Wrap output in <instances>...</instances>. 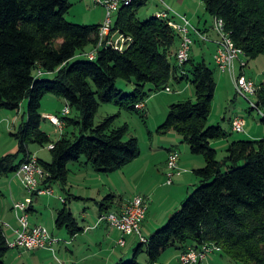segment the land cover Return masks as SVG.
I'll return each instance as SVG.
<instances>
[{
    "label": "trees",
    "instance_id": "trees-1",
    "mask_svg": "<svg viewBox=\"0 0 264 264\" xmlns=\"http://www.w3.org/2000/svg\"><path fill=\"white\" fill-rule=\"evenodd\" d=\"M200 1L213 21H222L224 32L242 50L246 66L236 63L235 75L245 77L242 72L249 63L264 56V0ZM146 4L147 0H134L119 8L111 33L118 32L130 40L117 50L107 46L105 39L100 40L101 24L86 26L66 21L70 7L67 0H0V111H18L28 100L25 120L17 133H11L18 149L0 157V175L15 172L31 157L30 145L54 146L48 149L50 162L37 159L48 174L46 187L65 183L68 165L81 159L96 172H117L139 156L138 140L124 139L128 126H115L120 112L144 117L145 107L137 110V104L145 106L152 94H168L167 88L187 83L193 88L194 98L169 105L158 132L176 133L192 155L203 158L204 166L194 170L200 186L162 229L144 238L145 242L138 238L132 259L120 264H140L138 259L143 254L148 264H155L170 248L180 252L179 264L183 253L190 249L204 252L205 248L213 251L197 264L214 255L229 258L233 264H264V136L260 140L230 139L226 156L221 161L216 159L213 142L246 134V129L243 133L233 132L231 125L229 130L219 124L207 125L216 90V68L221 71L216 64V68H210L203 58L192 57L198 40L207 42L193 26L200 36L191 34L189 58L179 65V34L155 14L139 20ZM91 52L93 59L88 58ZM221 73L230 77L228 72ZM245 78L257 87L252 96L256 107L251 110L264 114V84ZM119 80L132 87L130 94L117 89ZM47 95L69 107L70 113L59 119L65 131L71 126L77 131L64 132L55 142L41 130L42 99ZM102 104L116 106L118 113L96 123ZM56 223L76 229L72 215L64 209L58 213ZM10 249L0 227V264H5Z\"/></svg>",
    "mask_w": 264,
    "mask_h": 264
},
{
    "label": "crops",
    "instance_id": "crops-1",
    "mask_svg": "<svg viewBox=\"0 0 264 264\" xmlns=\"http://www.w3.org/2000/svg\"><path fill=\"white\" fill-rule=\"evenodd\" d=\"M177 1L180 5L177 7H179L180 10L165 3L178 14L186 16L197 31L206 35L209 27L205 16L203 15L201 18L198 14H195L197 16L190 18V12L194 11V9L189 6V9L183 10L182 4H184V1ZM155 7V13L164 9L158 2L155 3ZM196 17L198 18V23L194 25L192 19ZM215 40L216 39L211 41L212 45L208 50L212 51V63L216 68L213 59L216 50ZM250 63L246 69L249 68ZM246 69L242 73L245 77L251 78L246 74ZM215 74L217 75L215 78L216 85L224 83L223 87L227 90V95H229V86L233 87L232 80L228 75L219 72L217 68ZM176 87V90H174L173 86L170 87L171 93L166 94L169 97L166 103L160 98V95L163 93L152 94L145 103L143 111L146 122L143 123V129L149 140L146 154L150 155V158L145 162H140L139 158L141 155H139L132 163L126 165L121 170L109 174L96 172L84 159L79 160V162L70 163L68 165L66 182L62 184L59 183L61 184V188L56 191V186L54 185L58 183H50L53 194L33 197L27 209L28 220L31 225L45 227L44 223H46V221H44V213L48 214L50 221H53V225L48 221L45 227L53 239L57 240L52 244V250L40 249L35 251H24L12 249V253L15 252V254L12 255L11 253L10 255L13 259L12 257H7V260H13L14 263L21 261L22 264H120L122 261L121 258H123L125 254L120 255L117 252L118 249H125L128 240H137V242H139L138 236H123L107 222L99 221L101 215L108 213L119 214L125 205L129 204L134 197L142 196L146 200L147 211L145 218L141 222L140 233L143 238L148 239L151 235L160 230V228L180 210L181 207H177V205H182L186 200L185 197L190 193L192 185L198 182L194 170L202 168L204 166V160L201 156H195L190 153L189 147L183 142L181 136L174 132H168L167 134L158 132V127L166 117L168 106L176 101L179 102L184 99L192 98L191 93H186L189 84L182 83ZM179 96H181L180 99L178 98ZM170 97H176L178 99L172 100ZM23 105L24 103H22L20 109L16 111V115L14 113L0 111V122L2 124L5 123L4 119H11V122L7 120L9 122L7 128H10V130L3 128L2 131L9 132L12 128L15 129L16 125H19V121L24 119L25 107H23ZM64 106L65 104L63 107ZM156 106L160 107L157 119L155 114ZM61 115H57L56 117L59 118ZM237 115L238 114H235L227 120L223 117L222 120L227 123L228 130L230 129L231 119ZM42 117L43 121L47 120V116H44L43 113ZM56 130L58 129L56 128ZM59 134L62 133L59 131ZM251 139L254 138L251 137ZM227 140L224 142H226L228 146L231 140H228V142ZM8 143L9 142H6V144ZM157 143L161 144V146H156ZM11 144L10 151H7L9 148L2 147L3 150L0 152V157L6 156L7 154H14L17 151L18 146L13 142ZM218 144L225 146V143ZM171 151L178 152L179 167L182 173L180 176L174 178L171 185H167L165 178L166 162L168 154ZM30 152L32 156L34 155L37 159H40L38 150ZM145 164L146 166H144ZM124 171L127 173V181L120 182L119 179L125 177ZM0 178L4 179L2 185L7 187L11 204L15 203L16 200L21 201L25 196L27 198V194L21 188L20 182L16 179L14 172L2 174ZM59 198L63 201L59 200ZM102 203L105 205L100 207ZM61 204H63L64 207H60ZM87 204H90V207H85ZM43 207L50 208L44 210ZM63 209L72 215L75 223L73 226L77 230H69L66 226L56 223L58 213ZM11 210L10 207V211ZM8 223L6 229H3L1 225L0 227L9 243L15 239L16 230L19 228V223L16 217L14 218L12 216L11 212ZM121 238L125 241L124 246H119L118 244ZM179 254V251L174 254L173 259L175 260H173L172 257L165 258L162 264H176L175 261L179 264L177 261ZM126 255L128 254L126 253ZM160 262L161 261L155 264H160ZM220 262L218 256L214 255L203 264H218ZM145 263H147V260H145Z\"/></svg>",
    "mask_w": 264,
    "mask_h": 264
},
{
    "label": "rangeland",
    "instance_id": "rangeland-1",
    "mask_svg": "<svg viewBox=\"0 0 264 264\" xmlns=\"http://www.w3.org/2000/svg\"><path fill=\"white\" fill-rule=\"evenodd\" d=\"M162 1L163 0H147L146 6H144L139 12V20L148 19V18L154 16L155 9H156V7H155L156 2H158L161 7H164V9H169L171 14H174L177 12L174 11L172 8H170L166 3L170 4L171 6H174L175 9L180 10L179 7H177V6H180L179 2L177 0H165V1H163L164 3ZM183 1H184V4H182L183 10L189 9V6L194 9V11L190 12V15H189L190 18L197 16L195 14H198V16L201 18L204 15L205 19L207 20V25L209 27V30L206 32V35H205V37L207 38V42L204 43V42H201L200 40H198V43H196L195 47H193V51L191 52V55H192V57H195V58H197V57L200 59L203 58L205 60L206 64L208 65V67L214 68L215 66L212 63V53H211L212 51L208 50L209 47H211V45H212L211 41L216 39V32L214 30V21L209 17V15L207 13H205L204 5L200 0H183ZM67 2L70 4V7H69V10L65 16L66 21H68L70 23H74V24H78V25H86V26L99 25V24L102 25L104 23V21H105V10L103 8L95 5L92 2V0H67ZM192 22L194 25H197L198 18L196 17V18L192 19ZM246 71H247L246 74H248V76H250L255 81V83L257 85L264 84V56H261L257 60L252 61L250 63L249 68L246 69ZM214 77L216 78L217 75L215 74ZM176 86H177L176 84L173 85L174 90L177 89ZM223 86H224V83H221L220 85L219 84L216 85V90H215L214 98L212 101L211 114L208 118L207 125L208 126H211V125L216 126L217 124H219L227 130L228 125H227V123H225V121L223 122V120H222L223 117L227 120L229 117H231L235 114H238L239 116L243 117L246 121V126H245L246 134H233L232 136H230L228 138L229 140L233 139V140L247 141V140H251V137L256 139V140H260L261 138H263V136H264V124L261 122V120H262L261 115L256 110H251V108H250L251 106H250L249 102L246 99H244L243 97L237 95L232 86H229L230 87L229 88V91H230L229 95H227V90ZM116 87H117V89L124 90L125 93H128V94L131 93V86L128 85L123 80H119L117 82ZM186 93L187 94L191 93L192 98L194 97V94H193L194 91H193V88L191 85H189V88L187 89ZM160 98L162 99L163 102L166 103L169 97L166 94H161ZM178 98L180 99L181 96H179ZM178 98L170 97V99H172V100H177ZM187 98H189V97H187ZM250 100L254 101V98L250 97ZM176 102H178V101H176ZM176 102H174V103H176ZM23 103H24L23 107H25V110L27 111L28 100H25ZM63 105H64L63 102L61 100H59L58 98L53 97L51 95H47L42 99L41 113H43L44 116L61 115V111L64 108ZM159 109H160V107L156 106V109H155L156 119L158 118V110ZM25 110H24V115L26 112ZM1 111L7 112V113H14L15 115L17 113L16 111H6V110H1ZM58 113H60V114H58ZM117 113H118V108L116 106H114L112 104H102L98 110L95 121H96V123H99L104 118H106L107 116L115 115ZM71 116L74 117L75 113L73 112ZM4 120H9L11 122L10 118L4 119ZM23 120H25V117ZM145 122H146L145 117H142V116L135 114V113H127L125 111L120 112V115L115 122L116 127H120L123 125L128 126V134L124 138L125 140H128L129 138H132V137H135L138 140V144L140 147L139 148L140 149L139 155H141V157L139 158L140 162H143V161L145 162L147 159L150 158V155L146 154L149 140L147 139V135L143 129V123H145ZM20 123H21V121H19V124ZM223 123H225V124H223ZM6 127H7V123L0 124V152L3 150L2 147L9 148L7 151H10L11 150L10 146L12 145L11 144L12 142L17 146V142L13 140L11 133H17L18 132L17 129H18L19 125H16L15 129L12 128L10 132L2 131V129L6 128ZM56 128L57 127L54 125H51L48 120L42 121V123H41V130L43 132H45L53 142L57 141L60 138L61 134H59V131L61 133L77 132L76 128L72 127V126L66 128V131H65V125L64 124H62L61 130H56ZM224 141H226V140L213 142V145L217 150L216 159L218 161H221L226 156L225 150L228 146H227V143ZM6 142H9V143L6 144ZM227 142H228V140H227ZM218 143H221V144L225 143V146L219 145ZM156 146H161V144L157 143ZM33 150L39 151V155H40L39 158L40 159L46 160L48 162L51 160L48 148H46V147L45 148H39L35 145H30V151H33ZM144 166H146V164ZM124 173H125V177L123 179L120 178L119 179L120 182L121 181H125V182L127 181V173L125 171H124ZM3 181H4V179L0 178V225L2 226L3 229H6L7 225L9 224L8 222H9L10 212L14 218H15V213L13 212V210L10 211V207L12 209L13 204L10 203V197H9V193L7 192V187H5V185H2ZM54 186H56L55 187L56 191H57V189L59 190L61 188V184H59V183L57 185H54ZM199 186H200V183L195 182L194 185H192V187L190 189V193L185 197V199H187L193 193V191ZM21 188H22V186H21ZM23 191H24V189H23ZM66 198H67V195H66ZM25 199H26V196L21 201H24ZM16 201L19 202L20 200H16ZM153 206H155V205H153ZM60 207H64V205L61 204ZM85 207H90V204L85 205ZM169 207H171V206H169ZM177 207H181V205H179V206L177 205ZM49 208L50 207H43L44 210L49 209ZM44 221H46V223H44L45 227L47 226L48 221L52 223L51 225H53V221H50L48 214H46V213H44ZM163 227H161L160 229H162ZM140 228H141V226H140ZM137 244H138L137 240L136 241L135 240H128V244H127L125 249H118L117 252L120 255L125 254V255H123V258H121L123 263H127L132 259L133 248L135 246H137ZM12 251L13 250L10 249V251L7 253L6 257L4 258L5 264H22L21 261H17L16 263H14L13 260H10V259L7 260V257H12V256H10ZM126 253L128 255H126ZM175 253H177V251H175L174 249H171V248L168 249L161 256V258L159 260V261H161L160 264H162L163 263L162 261L167 257H170V258L172 257V259H173ZM13 254H15V252H13L12 255ZM124 256H125V258H124ZM12 259H13V257H12ZM138 260H139L140 264H147V263H145L146 256L144 254L141 255ZM173 260H175V259H173ZM218 260L221 261L218 264H233V262L229 258H226V257H222V258L220 257V259H218ZM175 263L177 264L176 261H175Z\"/></svg>",
    "mask_w": 264,
    "mask_h": 264
},
{
    "label": "built area",
    "instance_id": "built-area-1",
    "mask_svg": "<svg viewBox=\"0 0 264 264\" xmlns=\"http://www.w3.org/2000/svg\"><path fill=\"white\" fill-rule=\"evenodd\" d=\"M134 0H92V2L105 10V21L99 30L100 40H106L107 46H113L117 50L123 49L129 42V38L119 34L118 32L111 33L113 21L120 7L129 6ZM157 19L165 20L167 24L176 31L180 36V45L177 51V62L179 65L184 64L188 58L193 40L192 33L200 34L192 27L189 20L177 13L171 14L169 9H164L155 13ZM179 20V22L177 21ZM214 30L219 36L216 40L217 50L214 56L215 64L221 72H228L233 83L234 90L237 95L246 99L252 108H255V103L250 101V97L255 96L257 87L255 84L243 76L237 77L235 75V64L240 63L241 67L246 66V59L241 49L236 48L230 39L229 35L224 32L223 23L221 20H214ZM203 41L207 38L201 36ZM94 52L88 54L89 59H93ZM40 75V74H39ZM168 94L171 93L169 88L166 89ZM144 103L136 105L137 110H142ZM261 116L264 114L257 111ZM70 109L67 105L62 110V115H68ZM46 119L58 130L62 128L61 120L56 116H47ZM231 129L235 133L245 132V121L243 118L236 116L232 119ZM54 146L49 145L48 149ZM179 167V154L176 151H171L168 154L166 162V184L171 185L175 177L181 175ZM16 179L20 182L22 188L27 194L24 201L13 203V212L19 228L16 230V237L12 242L8 243L11 249H20L24 251H35L40 249L52 250V244L57 240L49 234L47 229L43 226L31 225L28 220L27 209L32 202L34 196L52 195L53 191L50 186H45L44 182L48 177L47 172L39 165L37 158L33 155L26 161L22 162L17 170L14 172ZM59 200L63 201L61 198ZM147 211L146 200L142 196H136L132 201L125 205L123 210L119 213H108L100 216L99 221H105L114 229L119 231L123 236H138L141 242L145 239L141 236L140 226L142 220L145 218ZM120 246L124 245V239L121 238L118 242ZM219 248H215V251ZM213 249L205 248L204 252L190 249L183 253L180 258V264H197L204 259L206 253L212 252Z\"/></svg>",
    "mask_w": 264,
    "mask_h": 264
}]
</instances>
